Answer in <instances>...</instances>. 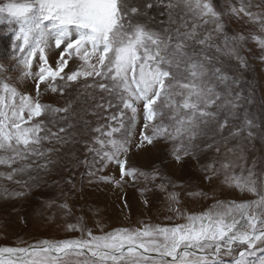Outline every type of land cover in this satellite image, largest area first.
<instances>
[{"label":"snow or ice","instance_id":"obj_1","mask_svg":"<svg viewBox=\"0 0 264 264\" xmlns=\"http://www.w3.org/2000/svg\"><path fill=\"white\" fill-rule=\"evenodd\" d=\"M152 9L167 20L158 22ZM224 14L213 0L0 2V24L15 25L11 58L23 69L18 79H30L35 89V95L21 91L7 82L10 77L0 76V166L8 169L0 178L21 183L16 176L29 173L32 179L31 171L51 172L61 151L71 155L83 144L103 166L119 169V180L100 179L120 187L125 177L137 175L127 154L141 120L136 147L171 141L178 163L205 148L219 152L230 139L251 140L257 125L247 113L241 123L232 122L245 98L224 58L246 68L240 45L251 39L264 51V36H229ZM230 14L260 21L264 32V20L242 2L231 6ZM49 51L58 53L54 61ZM0 71L11 70L0 65ZM69 90L77 95L63 106L42 102L44 92L64 97L71 95ZM96 92L101 102L74 107L95 101ZM88 116L97 118L96 126ZM251 175L226 180L255 200L218 201L198 214L177 208L183 223L102 234H94L79 218L67 226L80 233L78 238L0 247V264H225L223 256L231 257V264H264V187H257ZM170 198L178 203L176 194ZM61 207L68 209L67 204Z\"/></svg>","mask_w":264,"mask_h":264},{"label":"rangeland","instance_id":"obj_2","mask_svg":"<svg viewBox=\"0 0 264 264\" xmlns=\"http://www.w3.org/2000/svg\"><path fill=\"white\" fill-rule=\"evenodd\" d=\"M241 2L250 12L264 20V0H213L218 10L225 13L222 22L227 34L264 36L260 21L254 23L248 17L238 18L230 14L231 6L238 8ZM159 12V9H152L150 15L157 17L158 22L166 21L167 16ZM14 27L5 23L3 28L4 32L10 33L12 44L14 33L11 29ZM240 52L247 61L244 69H238L235 59H224L231 68L229 75L234 73L238 77L237 90L245 98L241 102L240 115L232 118V122L241 123L247 113L257 125L252 129L255 136L251 140L242 137L230 139L220 147L219 152L215 147L205 148L203 152H197L196 158L185 157L178 163L172 155L171 141L156 140L151 145L145 143L141 148L136 147L143 126L141 120L131 138L127 154L128 166L137 169V175L135 179L125 177L120 187L100 179L111 177L119 180V169L114 164L103 166V161L99 157L94 158V154L88 152L83 144L76 145L71 155L61 151V159L51 172L31 171L32 179H29V173L16 176L15 180L21 183L0 178V247H26L45 239L78 238L80 233L69 231L67 226L76 224L79 218L94 234H102L116 228L135 229L144 225L171 226L183 223L182 216H177V208L180 213L198 214L218 201L239 203L255 200L257 197L253 194L241 192L226 180L233 176L248 178L251 171V180L256 182L257 187H264V139L261 138L264 135V59H261L264 51L249 39L240 45ZM57 54L49 51L52 61ZM11 57L0 58V65L11 70L0 71V76L10 77L7 82L16 85L21 91L35 95L34 84L30 79L23 82L18 79L23 69L16 67V61ZM69 91L71 95L64 97L44 92L42 102L63 106L66 100L74 99L77 95V91ZM79 91L83 92V89ZM83 95L86 97L87 93ZM95 95V101H88V105L77 103L74 107L79 109L101 102L100 93L96 92ZM87 119L92 121L93 127L96 126V117L88 116ZM83 139L89 140L90 137L84 136ZM253 161L256 162L255 167ZM225 163L230 167L225 169ZM209 165L212 167L209 168ZM4 171L8 169L0 166V172ZM90 171L95 174L89 176ZM141 172L147 176L140 175ZM17 192L23 195H13ZM173 193L178 203L170 198ZM63 204H67L68 209L62 208ZM222 258L225 264H231V257Z\"/></svg>","mask_w":264,"mask_h":264},{"label":"trees","instance_id":"obj_3","mask_svg":"<svg viewBox=\"0 0 264 264\" xmlns=\"http://www.w3.org/2000/svg\"><path fill=\"white\" fill-rule=\"evenodd\" d=\"M4 27L0 26V57H8L11 53V35L10 33L4 32Z\"/></svg>","mask_w":264,"mask_h":264}]
</instances>
